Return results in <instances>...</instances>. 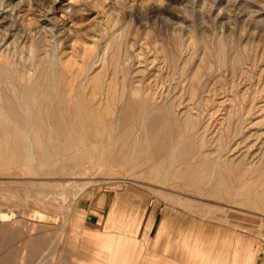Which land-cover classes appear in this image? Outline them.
<instances>
[{
  "label": "rangeland",
  "instance_id": "obj_1",
  "mask_svg": "<svg viewBox=\"0 0 264 264\" xmlns=\"http://www.w3.org/2000/svg\"><path fill=\"white\" fill-rule=\"evenodd\" d=\"M0 63L70 142L1 166L0 204L27 222L8 264H122L149 206L201 263L260 257L264 0H0Z\"/></svg>",
  "mask_w": 264,
  "mask_h": 264
},
{
  "label": "bare ground",
  "instance_id": "obj_2",
  "mask_svg": "<svg viewBox=\"0 0 264 264\" xmlns=\"http://www.w3.org/2000/svg\"><path fill=\"white\" fill-rule=\"evenodd\" d=\"M55 62L54 59L52 63L55 64ZM11 66V64L0 63V168L1 166L9 167L10 164L18 160L31 161L33 159L31 151L34 145L44 152L45 159H52L54 152L66 150L70 144L66 138L67 125L64 123L57 126V129H60L61 136L63 135L62 138L56 139L51 135H46L49 126L45 122L46 118L52 119L55 116L53 113L57 111L60 112L58 116H62V109L57 110L53 103L43 105L46 100H41V97L38 98L34 89L25 85H16L14 81L18 79V75ZM59 96L61 95L59 94ZM53 127L51 125V131L54 129ZM38 133L44 134L45 138H38L36 136ZM32 134H34V137H32ZM17 225L27 226L23 215L13 217L10 210L3 208L0 204V233L6 235L4 241L0 239V247L3 248L1 249L0 264H8L9 260L12 259L14 253L11 247L12 229ZM35 228L36 226L33 225L30 230L33 232ZM26 250L27 246L23 248V258L28 255Z\"/></svg>",
  "mask_w": 264,
  "mask_h": 264
},
{
  "label": "crops",
  "instance_id": "obj_3",
  "mask_svg": "<svg viewBox=\"0 0 264 264\" xmlns=\"http://www.w3.org/2000/svg\"><path fill=\"white\" fill-rule=\"evenodd\" d=\"M124 202L121 195L115 206L123 209ZM108 207L109 205H106L105 212L110 211ZM134 208L136 209V206H133L132 210ZM109 214L110 212L107 220ZM105 225L108 227L109 224ZM135 231L136 250L131 256H122V264H204L196 258V246L192 241H188L187 225L177 224L168 218L162 219L158 211L151 209L150 206L144 211L142 223L138 224V229ZM211 253V264H233L228 254L227 258L223 257L224 260L221 261L220 250L212 248ZM262 254L264 251L260 253L254 264H264Z\"/></svg>",
  "mask_w": 264,
  "mask_h": 264
}]
</instances>
